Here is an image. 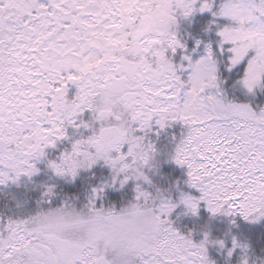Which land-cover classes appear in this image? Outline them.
I'll list each match as a JSON object with an SVG mask.
<instances>
[{"label":"snow or ice","instance_id":"snow-or-ice-1","mask_svg":"<svg viewBox=\"0 0 264 264\" xmlns=\"http://www.w3.org/2000/svg\"><path fill=\"white\" fill-rule=\"evenodd\" d=\"M198 12L211 13L203 31H216L217 39H197L189 52L179 24ZM178 49L184 50L180 62ZM221 63L229 71L244 65L235 84L246 93L264 91V0H221L218 6L216 0H0V184L37 173L46 149L67 138L69 127L91 128L47 164L56 176L75 178L103 161L113 185L137 181L129 204H150L158 229L131 264H217L208 244L224 248L225 241L211 240L207 230L194 240L193 229L175 225L174 210L182 206L198 215L203 202L213 216L264 217V107L257 111L228 97ZM85 111L90 121L81 119ZM97 121L123 125L128 137L107 157L94 147ZM173 121L185 131L171 158L186 167L193 190L181 191L178 200L142 183H151L144 169L155 152L148 133L153 124L164 128ZM109 186L93 188L81 212L64 200L0 217V264H115L105 236L95 234L100 221L111 230L105 211L118 212L97 204ZM55 189L45 184L42 197L56 195ZM48 213L61 215L38 227ZM237 247L246 245L233 237L227 255ZM239 264H249V257L242 255Z\"/></svg>","mask_w":264,"mask_h":264},{"label":"trees","instance_id":"trees-1","mask_svg":"<svg viewBox=\"0 0 264 264\" xmlns=\"http://www.w3.org/2000/svg\"><path fill=\"white\" fill-rule=\"evenodd\" d=\"M220 2L221 0H216V5L218 6ZM211 19H213L211 13L198 12L190 20L180 22L178 32L189 52L196 47L197 39L203 41L217 39L216 31H203ZM215 19L220 24L228 22L223 17ZM202 48L203 45L196 52H192L194 58L199 56ZM183 51L178 49L174 56L176 62H180ZM226 56L227 53L224 54L225 58ZM243 67L244 65H237L229 71L221 63V78L225 80L224 91L230 99H235L237 102H250L253 109L258 111L264 107V91L257 89L255 95H252L235 84L243 74ZM91 116L89 111H85L81 114V119L90 121ZM91 131V128L73 129L69 127L67 138L57 141L54 146L46 149V157L37 162L39 169L37 173L32 177L21 176L18 182L8 181L0 184V217L15 218L35 213L38 208L45 210L55 208L60 206L64 200H70L77 210H81L87 203L92 189L101 185L111 186L104 188L101 198L97 200L98 205L115 206L119 210L132 200L135 196L137 181L129 179L123 186L119 183L113 185L111 183L112 170L103 161H98L91 168L80 169L75 178L56 176L48 167V160L57 159L63 152L71 150L73 139L81 138V136L87 137ZM184 131L185 126L179 121H173L164 128L153 124L152 130L148 133V140L153 143L155 152L150 164L144 169L151 183L142 182L143 187L148 191L159 190L164 196L173 200H178L181 191H193L185 182L187 180L186 167L176 164L171 158L175 144ZM45 184H55L56 195L43 198L42 191ZM172 216L175 225L181 230L193 229L194 240L201 239L203 231L207 230L210 232L211 240L223 239L225 241L224 248L215 243L208 244L209 256L217 264H239L241 256L245 254L249 257V264H264V217L253 221L245 220L239 215L217 214L213 216L203 202H201L198 215L187 213L182 206H178ZM233 237H236L239 243L246 247L235 248L229 257L227 249L232 247Z\"/></svg>","mask_w":264,"mask_h":264},{"label":"clouds","instance_id":"clouds-1","mask_svg":"<svg viewBox=\"0 0 264 264\" xmlns=\"http://www.w3.org/2000/svg\"><path fill=\"white\" fill-rule=\"evenodd\" d=\"M97 125L96 135L93 136V140L95 141L94 147L96 153L100 156H110L112 150L119 143L128 139L123 134V125L110 126L107 123L101 125L99 121H97ZM101 127L103 131L100 130ZM135 152L138 159L143 158L141 148H135ZM74 211L81 212L82 209L77 210L75 208ZM57 215H61V213H48V219L45 220L42 214L38 218L37 226H45ZM103 215L110 217L111 230L106 232L103 227L104 221H100L95 228V234L105 236V242L109 244L111 250H114L112 259L115 264H131L134 252L138 249L149 247L152 243L151 238L158 229V222L151 210L150 204L139 205L129 204L128 202L118 210L115 216L107 211ZM88 234V232H85V235Z\"/></svg>","mask_w":264,"mask_h":264}]
</instances>
